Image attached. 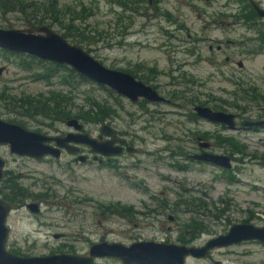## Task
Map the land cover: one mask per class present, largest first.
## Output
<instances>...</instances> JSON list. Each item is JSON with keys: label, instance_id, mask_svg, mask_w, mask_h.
Wrapping results in <instances>:
<instances>
[{"label": "rangeland", "instance_id": "obj_1", "mask_svg": "<svg viewBox=\"0 0 264 264\" xmlns=\"http://www.w3.org/2000/svg\"><path fill=\"white\" fill-rule=\"evenodd\" d=\"M20 1L54 7V31H69L105 67L132 74L170 102L132 103L90 80L68 79V69H55L53 62L0 49L1 119L55 134L68 129L65 122L31 117L12 103L51 92L71 97L77 112L89 109V97L108 111L100 123L80 121L85 131L95 135L103 123L132 130L137 149L106 165L80 162L78 156L73 161L68 152L60 159L18 157L0 145L9 171L5 179L10 178L3 179L0 192L11 205L8 252L87 254L100 241L202 246L235 223L264 226V126L240 127L264 119V18H247L242 0ZM254 1L264 9V0ZM29 19L16 9L0 12V28H29ZM198 104L234 114L239 128L197 117ZM229 136L240 152L225 143ZM203 142L209 143L206 149ZM203 152L230 157L231 167L191 158ZM28 203L39 204V211L31 212ZM117 206L127 212L116 213ZM192 219L200 222L195 229ZM95 262L121 264L111 257ZM216 262L264 264V243L245 240L216 247L205 258L185 259Z\"/></svg>", "mask_w": 264, "mask_h": 264}, {"label": "water", "instance_id": "obj_2", "mask_svg": "<svg viewBox=\"0 0 264 264\" xmlns=\"http://www.w3.org/2000/svg\"><path fill=\"white\" fill-rule=\"evenodd\" d=\"M257 16L264 18V9L254 0H248ZM0 49L12 53L27 54L41 60L66 65L78 75L98 85L105 86L117 95L137 103L141 99L150 103H169L170 100L158 93L151 85L136 79L126 71L105 67L82 46L71 43L58 32L46 25L37 28H0ZM1 71V70H0ZM193 111L197 117L211 122L223 124L229 129H237L236 116L224 111L213 110L204 105H195ZM65 125L71 131L66 134L50 135L32 131L18 123L0 118V145H7L13 154L42 159L51 156L60 159L62 150L68 153H79V145L88 146L92 152L102 155L120 153V148L111 149L117 131L108 123H103L98 130L100 135L110 137L107 142L99 143L90 133L81 131L82 123L77 118H69ZM264 126V119L244 121L241 126ZM127 133L126 131L122 134ZM53 144V145H52ZM202 148L209 146L208 142L200 143ZM127 152L134 153L132 144ZM198 161L211 162L225 169L231 167L230 157L220 154L203 152L191 156ZM85 156L78 155L77 160L85 161ZM6 161L0 157V184L4 178ZM1 191V189H0ZM26 207L31 212H38L37 203H28ZM11 211L10 203L0 195V264H95L102 257L118 259L121 264H185L187 256L195 258L208 257L216 247L231 245L245 240H258L264 243V226L250 223H235L225 234H220L205 242L202 246H187L156 241H135L128 245L118 242L100 241L92 243L87 254L55 253L49 255L23 256L6 250L9 227L6 223ZM59 238L60 235H54ZM215 264H219L216 262Z\"/></svg>", "mask_w": 264, "mask_h": 264}, {"label": "trees", "instance_id": "obj_3", "mask_svg": "<svg viewBox=\"0 0 264 264\" xmlns=\"http://www.w3.org/2000/svg\"><path fill=\"white\" fill-rule=\"evenodd\" d=\"M246 3L247 9V18L250 20H255L257 15L252 8L251 4L247 0H242ZM118 2L122 5H126L125 0H118ZM30 4H26L21 2L20 0H0V12H5L7 10L16 9V11L20 13H26V15H30V22L29 28H37L43 25L51 27L52 22L51 20L54 19V15H56V11L54 7L50 5H45L40 7L39 5L35 6V8H31ZM30 8V12L24 10V8ZM33 9H36L35 12H38V15L35 17L33 16ZM40 15V16H39ZM50 19V20H49ZM49 21V22H48ZM69 28V26H67ZM65 29V28H64ZM63 37L68 38L71 37V43H79L81 42L75 36L70 34L69 31H66L62 34ZM66 65H55L53 68H67L69 72L68 79L72 78V75L78 77L81 81H86L87 79L75 73L70 67ZM23 69H29L28 65L23 64ZM62 83L66 85H72V80H66L63 78ZM109 94H112V91L102 86ZM177 99L181 98V94L176 96ZM5 99V98H4ZM72 98L64 95V94H57L49 92L46 96L44 94H39L36 97L25 96L23 99H17L15 102L12 103L13 107L22 110L23 112L28 113L31 117H41L45 120L51 121V123L55 122H65L69 118H77L78 120L86 123H100L104 120L108 107L99 105L97 101L90 99L89 97L86 99V104L89 106L88 110H84L80 107L77 112H73V104ZM196 115V114H195ZM193 115V116H195ZM223 139V138H220ZM225 143L227 142L230 144L231 147H236L237 152L242 150L240 144L233 141V137L229 136L226 139H223ZM10 179V178H9ZM9 181V180H8ZM6 182V181H5ZM6 187V186H5ZM18 186L12 182L10 186L11 189L17 188ZM14 191V190H13ZM18 194L15 193V196ZM14 196V197H15ZM19 196V195H18ZM10 193H6V199L10 201ZM115 212L121 215H124L127 210L125 207L117 206L114 208ZM200 225V222L197 220L192 219L190 226L195 229ZM184 244L185 242H181Z\"/></svg>", "mask_w": 264, "mask_h": 264}, {"label": "flooded vegetation", "instance_id": "obj_4", "mask_svg": "<svg viewBox=\"0 0 264 264\" xmlns=\"http://www.w3.org/2000/svg\"><path fill=\"white\" fill-rule=\"evenodd\" d=\"M29 4H34V3H29ZM219 49V48H218ZM154 88V87H153ZM156 90V89H155ZM109 124V123H108ZM21 125V124H20ZM23 126V125H22ZM112 126V125H111ZM25 127V126H24ZM112 128L113 129H115L114 128V126H112ZM116 131H117V135L114 137V144H110V148L111 149H116V148H120V153H118V154H112V155H102L101 153H96V152H92L91 151V149L88 147V146H86V145H79V148H80V150H79V153H77V154H71L72 156H73V161H75V159H76V157L78 156V155H83V156H85V161H84V163L85 162H91V161H93V160H97L98 161V163L99 164H106V165H109L110 164V162H112L113 160V158H115V157H117L118 155H122V154H124L125 152H127V147L130 145V144H132L133 145V147H134V138H135V133H134V131H132V130H118V129H115ZM32 131H34V130H32ZM71 130L70 129H67V130H65V131H59V132H57V133H55V134H50V135H57V134H66V133H68V132H70ZM81 131H85V129H84V127L82 128V130ZM124 131H126L127 133H125V134H122V132H124ZM39 132V131H38ZM86 132V131H85ZM46 134H48V133H46ZM94 138H96L97 139V141L99 142V143H103V142H107V141H109L111 138L110 137H106V136H104V135H100V133H99V130H98V132L95 134V135H92ZM53 145V144H52ZM2 146H6L7 148H8V146L7 145H2ZM135 148V147H134ZM8 150H9V148H8ZM137 151V149L135 148V152ZM10 152V151H9ZM64 152H67L65 149H63L62 150V154L64 153ZM11 153V152H10ZM93 153V154H92ZM129 153V152H128ZM11 154H13V153H11ZM14 156H18V157H25V158H29V159H31L32 157H28V156H23V155H17V154H13ZM62 156V155H61ZM89 156H91L92 158H91V160L89 159ZM46 158H52L51 156H48V157H44V158H42L41 160H43V159H46ZM32 159H34V158H32ZM54 159V158H53ZM6 161V160H5ZM7 163V162H6ZM5 166H6V164H5ZM8 172L9 171H7V169H4V173H5V175H4V178L3 179H5L6 178V176L8 175ZM9 176H11V175H9ZM9 180V178L8 179H5V181H8ZM3 181V180H2ZM2 183V182H1ZM0 189H1V184H0ZM1 192V191H0ZM27 205V204H26ZM39 205V204H38ZM95 264H96V262H95Z\"/></svg>", "mask_w": 264, "mask_h": 264}]
</instances>
